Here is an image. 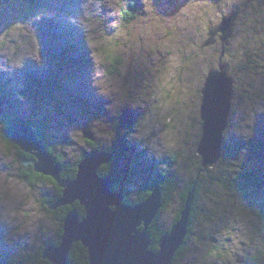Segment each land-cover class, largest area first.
<instances>
[{"label":"rangeland","instance_id":"1","mask_svg":"<svg viewBox=\"0 0 264 264\" xmlns=\"http://www.w3.org/2000/svg\"><path fill=\"white\" fill-rule=\"evenodd\" d=\"M231 11L221 60L235 95L223 157L203 169L201 89L222 42L199 46ZM0 97L4 121L32 123L64 164L92 154L88 123L102 151L124 147L112 172L129 202L171 180L164 231L196 179L192 234L172 264H264V0H0ZM1 136L0 125L3 263L35 255L59 224L42 203L52 186H30L22 168L34 161Z\"/></svg>","mask_w":264,"mask_h":264},{"label":"water","instance_id":"2","mask_svg":"<svg viewBox=\"0 0 264 264\" xmlns=\"http://www.w3.org/2000/svg\"><path fill=\"white\" fill-rule=\"evenodd\" d=\"M237 12L223 16L218 25L208 27V38L201 47L214 43L220 33L223 47L232 37ZM220 53L218 69L208 72L201 90L203 104L200 110L202 136L197 145L201 167L212 168L223 157V136L229 122L231 102L235 95L234 79L229 65L222 62ZM131 61L126 73L130 79ZM4 100L0 97V118L5 114ZM91 124L82 127V137L95 142ZM4 139L21 152L33 156V172L52 179L61 189V197L46 204L55 211L75 202L83 207L85 215L80 219L75 212L66 214L58 246L47 245L41 251V259L50 264H67L73 244L80 243L87 250L88 264H172L176 253L187 236L195 185L187 195L178 220L168 233L157 242V251L150 249L148 229L162 208V189L155 187L141 203L129 205L123 196L114 193L111 181L101 178L98 170L113 159L111 151H101L85 157L77 165L74 179H61L62 168L55 155L48 153L36 129L14 123L2 131Z\"/></svg>","mask_w":264,"mask_h":264},{"label":"trees","instance_id":"3","mask_svg":"<svg viewBox=\"0 0 264 264\" xmlns=\"http://www.w3.org/2000/svg\"><path fill=\"white\" fill-rule=\"evenodd\" d=\"M206 48H208V47H206ZM199 49L202 50V47L199 46ZM212 69L216 70L217 68H212ZM3 118H4V116L0 118L1 133H2V131L4 129L8 128L10 125H12L14 123H19L21 125L30 126V127L34 128L33 124L30 123V122H24L23 123V122H18V121H4ZM40 132H41L40 129L36 130L38 139L43 141L48 153L56 156L57 163L62 168L61 179H65V180L74 179V177L76 175V171H77V165L86 156H82V157L78 158L73 163L64 164L62 162L61 157L59 155H57L52 149H50L46 145V143L44 141V137L40 134ZM4 140L9 146H11V147H13L14 149L17 150V154L19 155V157L21 159H23L24 162H29L30 163L32 161H35L33 156L21 152L17 147H15L13 144H11V142L9 140H6V139H4ZM88 145L90 146V148H92V154L91 155L102 151L98 146H96L93 143H90V144L88 143ZM122 147H123V145H122ZM108 150L112 152L113 159H112V161L109 164L101 166L99 168V170H98V174H99V176L101 178H108L111 181V189H112V191L114 193H119V194L123 195L124 189L122 187L121 181H120L119 177L112 172V169H113V167L115 165L116 158L118 156H120L125 151V149L123 147V149L121 148V149H115L114 150L112 148H108ZM23 161L21 160L22 164L24 163ZM32 168H33V166L30 169L22 168V170H23L22 174L24 175V180L30 186H34L35 182H40V183H43V184L51 185L52 188H53V194H52L51 198L44 200L42 203H43V208L45 209V211L47 213H49L51 216H53L55 221L58 222V224H59V229L57 231L55 241H50V242L47 243V245L58 246V244L60 242L61 232H62L60 230V222H62L63 217L67 213L73 211L76 214H78V217L81 219L84 216V212H83V209L80 207L79 203H77V202H75L72 206H66V207H63V208H59V209H57L55 211H51L50 209H48L46 204L52 203V202L56 201L57 199H59L61 197V189L56 185V183L52 179H50L48 177H44V176L39 175L37 173H34ZM194 185H195V191H194V197H193V202H192V206H191V214H190V218H189V225H188V229H187L188 233H187V236L185 238L184 243L186 241H188L189 238L191 237L192 231H191L190 224L196 218V200H197L198 192H199V189H200L199 182L196 179L194 181H192L190 183L189 187L182 192V194H181L182 205H181L180 210L177 212V214H176V216H175V218L173 220V224L178 220L179 213L182 210V207L184 206L185 199H186L187 195L189 194V192L191 191V189H192V187ZM159 186L163 190V192H162V204L163 205H162V208L159 210V213H158L156 219L153 221V223L151 224V226L149 227V230H148L150 241L152 243L151 246H150V249L153 250V251H157V247H156L157 242L159 241V239L162 236H164V235H166L168 233V231H164L162 229V227H160L158 225V221H159V218H160L161 214L167 208V205H168L170 197H171V193H172V191L174 189V184H173V182L171 180L168 181L167 183H162ZM155 187H157V185L152 187L149 190H146L145 192L140 193V197L136 198L134 202H129V200L123 195L124 202L129 204V205H134V204L141 203L142 201H144L150 195V192ZM43 248L44 247L40 248L39 252H37L33 256L23 255L22 257H20V259L17 262L5 261V262L0 263V264H50V263H48L46 261H43L41 259V251H42ZM181 249H182V247L180 248V250ZM67 264H88L87 250L85 248H83L80 243L73 244V246L71 247L69 255H68Z\"/></svg>","mask_w":264,"mask_h":264},{"label":"flooded vegetation","instance_id":"4","mask_svg":"<svg viewBox=\"0 0 264 264\" xmlns=\"http://www.w3.org/2000/svg\"><path fill=\"white\" fill-rule=\"evenodd\" d=\"M235 12H237V14H238V16H237V18L239 17V15H240V12L239 11H235ZM237 20V19H236ZM220 21V20H219ZM218 21V22H219ZM218 22H217V24H218ZM220 37H221V34L220 33H218V34H216V36H215V38H214V44L212 45V46H215V45H218V44H221V40H220ZM206 39V38H205ZM211 47V46H210ZM225 47H223V44H221V48H220V53H221V51L223 50V51H225ZM1 138H2V136H1ZM2 140L3 141H5L4 140V138H2ZM29 155V154H28ZM55 241V240H54Z\"/></svg>","mask_w":264,"mask_h":264},{"label":"bare ground","instance_id":"5","mask_svg":"<svg viewBox=\"0 0 264 264\" xmlns=\"http://www.w3.org/2000/svg\"><path fill=\"white\" fill-rule=\"evenodd\" d=\"M217 69H218V68H217ZM217 69H216V70H217ZM210 71H211V70H210ZM205 78H206V77H205ZM204 81H205V79H204ZM202 88H203V87H202ZM201 90H202V89H201ZM227 126H228V125H227Z\"/></svg>","mask_w":264,"mask_h":264},{"label":"clouds","instance_id":"6","mask_svg":"<svg viewBox=\"0 0 264 264\" xmlns=\"http://www.w3.org/2000/svg\"><path fill=\"white\" fill-rule=\"evenodd\" d=\"M3 116H4V115H3ZM3 116H2V117H3ZM1 135H2V133H1ZM2 137H3V136H2Z\"/></svg>","mask_w":264,"mask_h":264}]
</instances>
